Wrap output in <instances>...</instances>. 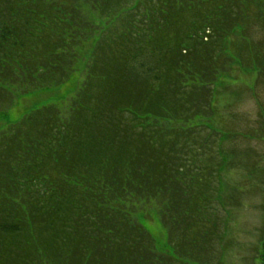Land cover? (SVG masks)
<instances>
[{"label":"trees","instance_id":"obj_1","mask_svg":"<svg viewBox=\"0 0 264 264\" xmlns=\"http://www.w3.org/2000/svg\"><path fill=\"white\" fill-rule=\"evenodd\" d=\"M86 4L105 26L83 15ZM242 13V0H0V112L10 86L65 82L75 47L100 33L69 116L44 106L0 133V264L176 263L154 256L128 208L163 200L173 231L207 196L196 184L212 135L198 154L196 127L168 121L210 107L218 46ZM173 235L180 252L200 243Z\"/></svg>","mask_w":264,"mask_h":264},{"label":"rangeland","instance_id":"obj_2","mask_svg":"<svg viewBox=\"0 0 264 264\" xmlns=\"http://www.w3.org/2000/svg\"><path fill=\"white\" fill-rule=\"evenodd\" d=\"M242 8L241 22L218 46L225 50L214 63L218 67L212 76L215 81L207 86L212 90L210 107L203 106L205 113L190 120L168 121L170 127H196L192 142L198 154L204 151V138L213 137L208 152L199 155V161L204 158L205 162L198 161L206 168L205 182L197 183L196 191L207 196L196 207L193 204L189 218L194 220L199 213V222L190 223L188 218L183 225L180 220L171 231L164 224V203L159 198L128 208L131 219L154 239V256H170L175 264H264V0H242ZM82 10L100 27L106 25L90 5ZM99 34L79 41L77 62L65 82L28 91L10 86L15 99L0 112V133L44 106H56L68 117L72 101L87 80ZM180 155L187 158L188 152L180 149ZM174 231L177 236H195L200 243L180 252L170 243Z\"/></svg>","mask_w":264,"mask_h":264}]
</instances>
